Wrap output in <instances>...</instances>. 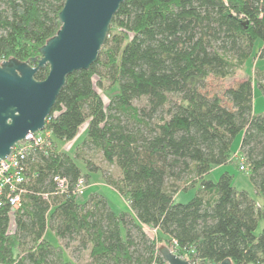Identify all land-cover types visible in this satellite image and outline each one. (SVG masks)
I'll use <instances>...</instances> for the list:
<instances>
[{
    "label": "trees",
    "instance_id": "1",
    "mask_svg": "<svg viewBox=\"0 0 264 264\" xmlns=\"http://www.w3.org/2000/svg\"><path fill=\"white\" fill-rule=\"evenodd\" d=\"M64 1L0 0V62L38 57L60 27ZM252 55L264 59V0L123 1L96 61L67 76L46 122L53 147L28 158L19 208L0 206V264H74L64 255L71 242L89 249L87 264H166L159 241L192 264L262 263L264 112L253 111V83L263 94L264 80L259 74L226 88L232 108L199 89L207 76H228ZM47 73L48 66L41 67L34 77ZM94 76L97 86L104 80L116 86L107 102ZM85 122L74 154L58 151ZM240 132L239 150L260 204L227 170L206 178L232 162L231 144ZM84 150L118 168V178L104 174V180L128 211L115 212L98 192L84 201L56 193L55 175L73 186L102 170ZM184 177L198 186L179 202ZM259 220L263 227L255 234ZM47 228L59 244L45 238ZM145 228L155 229L157 238Z\"/></svg>",
    "mask_w": 264,
    "mask_h": 264
},
{
    "label": "water",
    "instance_id": "2",
    "mask_svg": "<svg viewBox=\"0 0 264 264\" xmlns=\"http://www.w3.org/2000/svg\"><path fill=\"white\" fill-rule=\"evenodd\" d=\"M123 1L65 0L58 13L60 27L39 48L38 57L0 62V159L28 133L44 128L67 76L96 61ZM45 66L46 77L36 79L35 72ZM158 251L166 264H192L168 245L160 243ZM216 264L232 263L225 258Z\"/></svg>",
    "mask_w": 264,
    "mask_h": 264
},
{
    "label": "rangeland",
    "instance_id": "3",
    "mask_svg": "<svg viewBox=\"0 0 264 264\" xmlns=\"http://www.w3.org/2000/svg\"><path fill=\"white\" fill-rule=\"evenodd\" d=\"M259 43L257 40L255 47ZM260 76V81L264 80V59H259L257 56L249 57L244 63L236 64L234 70L231 74L225 77H217L215 75L207 76L202 85L200 86V91L208 96L218 95L221 98L222 104L227 108H232V103L225 97L224 90L228 87H234L242 80L246 79L247 77H251L252 79ZM93 80L95 82V89L101 94L103 100L105 102L108 101V98L116 92V86L109 85L107 80L102 81L101 86H97V77L94 76ZM255 81V80H254ZM253 111L255 113L264 112V93L262 94L258 88H256L255 82L253 83ZM137 104H143L144 101L140 100L136 102ZM85 126L86 122L83 123L77 134L74 138L69 141H62L57 144L58 151H66L70 155L74 154V149L78 144L81 143L84 135H85ZM242 138V132L238 133L231 144V151L232 155L234 153H238V158H232L231 163H227L222 165L220 171L213 169L209 174L206 175V178L216 180L219 174L222 171L227 170L231 174H233L234 184L238 188H244L249 191L251 196L257 201L258 204L263 202V198L260 194H258L252 182L249 179V173L246 171H242L238 167V161L240 158H244V155L239 150L240 142ZM78 143V144H77ZM77 144V145H76ZM69 147V148H68ZM83 157L90 159L93 163L98 165L102 170L97 172L90 173L88 184L89 186L86 188L84 194L81 197H78V200L84 201L88 198L89 194L92 192H98L105 196L109 205L116 211L125 210L123 208H127L124 199L122 196L110 185L106 184L104 180V174L112 175L114 178L119 177L118 168L115 165H110L103 161L101 154L97 151H85L83 152ZM84 160L78 159L77 163L81 166L84 172H87L86 165L83 162ZM246 162V160H245ZM104 171V172H103ZM186 178V177H184ZM191 181L190 178L187 177L183 182L179 184L180 191L176 194L175 200L179 202H187L195 193L197 186L190 187ZM187 189H184L186 188ZM184 189V190H183ZM263 227V221L259 220L257 227L255 229V234H258ZM148 235L155 239L157 238V231L152 228H145ZM45 238L54 244H59L58 237L54 234V232L47 228L45 231ZM166 244L164 241H159V244ZM65 257H67L72 263L74 264H87L90 261L89 257V249L84 248L82 246H78L77 242H71L68 246L64 249ZM175 252V251H174ZM176 253V252H175ZM178 254V253H177ZM179 255V254H178ZM181 256V255H180ZM183 257V256H182Z\"/></svg>",
    "mask_w": 264,
    "mask_h": 264
},
{
    "label": "built area",
    "instance_id": "4",
    "mask_svg": "<svg viewBox=\"0 0 264 264\" xmlns=\"http://www.w3.org/2000/svg\"><path fill=\"white\" fill-rule=\"evenodd\" d=\"M49 119L50 116L46 118L43 129L28 133L22 140L15 143L4 159H0V206L7 205L11 212L19 208L22 196L26 192L24 184L28 158L36 150L47 152L53 147L51 130L46 128V122ZM232 158H238V153H234ZM238 167L247 173L249 171L243 158L238 161ZM53 180L56 193L59 194L81 197L87 188V182L83 176L79 177L73 186L64 176L55 175ZM171 248L173 250V245Z\"/></svg>",
    "mask_w": 264,
    "mask_h": 264
},
{
    "label": "crops",
    "instance_id": "5",
    "mask_svg": "<svg viewBox=\"0 0 264 264\" xmlns=\"http://www.w3.org/2000/svg\"><path fill=\"white\" fill-rule=\"evenodd\" d=\"M85 128H86V126H85ZM78 144V143H77ZM76 144V145H77ZM69 148V147H68ZM221 167H223V166H216V167H214L213 169H215V170H217V171H220L221 170ZM212 169V170H213ZM89 186V184L87 183V187ZM105 197V196H104ZM123 198V197H122ZM124 199V198H123ZM124 201H125V203H126V205L128 206V204H127V201L124 199ZM113 209V208H112ZM123 209H125V211H128L129 210V208L127 207V208H123ZM114 210V209H113ZM115 212H119V211H121V210H119V211H116V210H114Z\"/></svg>",
    "mask_w": 264,
    "mask_h": 264
}]
</instances>
